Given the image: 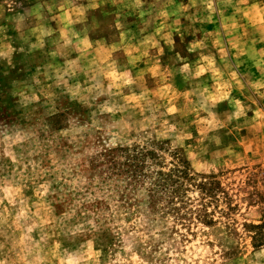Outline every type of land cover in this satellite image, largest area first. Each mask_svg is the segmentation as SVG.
I'll use <instances>...</instances> for the list:
<instances>
[{"label": "rangeland", "instance_id": "rangeland-1", "mask_svg": "<svg viewBox=\"0 0 264 264\" xmlns=\"http://www.w3.org/2000/svg\"><path fill=\"white\" fill-rule=\"evenodd\" d=\"M218 1L0 0V264H264V2ZM132 150L212 178L211 223Z\"/></svg>", "mask_w": 264, "mask_h": 264}, {"label": "trees", "instance_id": "trees-1", "mask_svg": "<svg viewBox=\"0 0 264 264\" xmlns=\"http://www.w3.org/2000/svg\"><path fill=\"white\" fill-rule=\"evenodd\" d=\"M125 159L123 173L127 174L132 181L140 182L149 178L151 173L153 174L150 176L152 181L145 188L148 192L147 196L151 198L150 203H153L152 200L162 199L167 205L166 208L175 215H178L181 209L188 208L189 217L191 216L202 224L211 223V220H208L210 212L207 204L209 203L204 200L205 198L216 200V193L220 188L212 178L193 173L187 162L181 158H176L178 160L173 168L163 171L161 169L162 158L152 151L140 154L132 150V154H128ZM146 159L151 161L150 165L146 164ZM151 165L158 166L159 170L146 172V168ZM144 170L145 173H143ZM193 189L200 195L199 199L194 201V205H192V200L186 196V193Z\"/></svg>", "mask_w": 264, "mask_h": 264}, {"label": "crops", "instance_id": "crops-1", "mask_svg": "<svg viewBox=\"0 0 264 264\" xmlns=\"http://www.w3.org/2000/svg\"><path fill=\"white\" fill-rule=\"evenodd\" d=\"M232 1H233V0H219V1L217 2V5H218V4H225L226 2H229V3H230V2H232ZM190 2H191V0H189V3H190ZM256 2L259 3V4H263L264 0H256ZM202 11H203L204 13H206L205 9H203ZM161 24H162V23H159V25H158V24L156 25L154 32L156 31L157 28H159V27L161 26ZM163 28L166 29V28H167L166 25H164ZM172 31H174V30H172ZM202 31H203V29H202ZM172 33H173V32H172ZM174 33H175V32H174ZM201 35H202V32H201V34H200L199 36H201ZM190 40H191V41H190ZM198 41L202 42V38L199 39V37H198V38L196 37L195 40L192 39V38L189 39V42H198ZM190 44H191V43H190ZM189 52H193V50H190V49H189Z\"/></svg>", "mask_w": 264, "mask_h": 264}]
</instances>
